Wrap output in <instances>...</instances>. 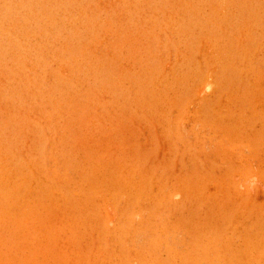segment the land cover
Segmentation results:
<instances>
[{
  "label": "rangeland",
  "instance_id": "374dc122",
  "mask_svg": "<svg viewBox=\"0 0 264 264\" xmlns=\"http://www.w3.org/2000/svg\"><path fill=\"white\" fill-rule=\"evenodd\" d=\"M0 264H264V0H0Z\"/></svg>",
  "mask_w": 264,
  "mask_h": 264
},
{
  "label": "clouds",
  "instance_id": "9594fccd",
  "mask_svg": "<svg viewBox=\"0 0 264 264\" xmlns=\"http://www.w3.org/2000/svg\"><path fill=\"white\" fill-rule=\"evenodd\" d=\"M256 182H257V178L254 177V176L250 177L249 180H248V184L249 185H255ZM239 188H240V190H243L244 189V185L243 184L239 185Z\"/></svg>",
  "mask_w": 264,
  "mask_h": 264
}]
</instances>
